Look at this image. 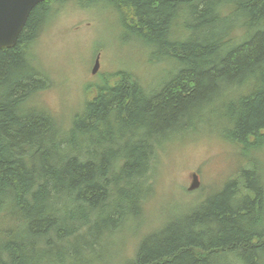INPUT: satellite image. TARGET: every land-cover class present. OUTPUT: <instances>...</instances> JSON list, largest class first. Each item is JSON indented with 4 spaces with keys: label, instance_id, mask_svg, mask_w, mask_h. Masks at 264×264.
<instances>
[{
    "label": "trees",
    "instance_id": "16d2710c",
    "mask_svg": "<svg viewBox=\"0 0 264 264\" xmlns=\"http://www.w3.org/2000/svg\"><path fill=\"white\" fill-rule=\"evenodd\" d=\"M58 1L0 48V264H98L138 228L163 144L210 120L239 164L119 264H264V178L243 160L264 142V0H101L173 67L153 89L112 73L64 128L33 101L48 77L27 50Z\"/></svg>",
    "mask_w": 264,
    "mask_h": 264
},
{
    "label": "rangeland",
    "instance_id": "374dc122",
    "mask_svg": "<svg viewBox=\"0 0 264 264\" xmlns=\"http://www.w3.org/2000/svg\"><path fill=\"white\" fill-rule=\"evenodd\" d=\"M76 2H53L48 24L27 48L48 77V87L33 101L50 111L63 128L112 73L125 71L153 89L173 67L153 60V48L129 34L118 10L101 0ZM96 56L99 67L92 74ZM212 123H201L163 144L138 228L132 234L121 233L101 250L98 264L130 259L146 232L189 212L222 188L239 159L235 147L221 136L223 124ZM258 145V152L251 151L243 160L250 164L255 157L252 163L257 162L264 178V142ZM193 172L198 175L199 187L189 191ZM229 264L243 263L231 259Z\"/></svg>",
    "mask_w": 264,
    "mask_h": 264
},
{
    "label": "water",
    "instance_id": "95a60500",
    "mask_svg": "<svg viewBox=\"0 0 264 264\" xmlns=\"http://www.w3.org/2000/svg\"><path fill=\"white\" fill-rule=\"evenodd\" d=\"M46 0H0V48L7 49L15 46L17 38L22 31L27 17L34 6ZM99 67V57L96 56L91 73L94 74ZM199 187L196 172L192 173V180L188 190Z\"/></svg>",
    "mask_w": 264,
    "mask_h": 264
},
{
    "label": "bare ground",
    "instance_id": "6f19581e",
    "mask_svg": "<svg viewBox=\"0 0 264 264\" xmlns=\"http://www.w3.org/2000/svg\"><path fill=\"white\" fill-rule=\"evenodd\" d=\"M106 250V249H105ZM109 253V252H108ZM121 261V260H120Z\"/></svg>",
    "mask_w": 264,
    "mask_h": 264
}]
</instances>
